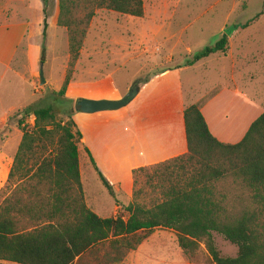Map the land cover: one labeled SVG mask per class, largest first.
<instances>
[{"label":"trees","instance_id":"16d2710c","mask_svg":"<svg viewBox=\"0 0 264 264\" xmlns=\"http://www.w3.org/2000/svg\"><path fill=\"white\" fill-rule=\"evenodd\" d=\"M43 1L46 37L49 14L48 2ZM59 6L58 26L67 30L69 64L55 94L66 96L97 11L143 18L145 7L144 0H59ZM232 29L235 32L238 25ZM228 46L224 34L187 66L214 54L226 55ZM20 115L25 118L18 119ZM59 115L52 107L33 104L10 118L23 137L0 199L16 184L23 198L8 196L0 205V261L122 264L155 230L166 229L176 233L188 260L197 259L204 245L210 264H264V114L241 142L225 144L210 131L201 105L188 107L184 113L188 152L134 170L131 201L118 216L107 218L87 204L80 165L82 134L71 113L67 120ZM31 116L32 128L26 125ZM92 163L109 194L116 197L93 158ZM229 180L249 191L252 207L239 212L230 207V196L221 186ZM215 234L236 246L237 256H222Z\"/></svg>","mask_w":264,"mask_h":264},{"label":"rangeland","instance_id":"374dc122","mask_svg":"<svg viewBox=\"0 0 264 264\" xmlns=\"http://www.w3.org/2000/svg\"><path fill=\"white\" fill-rule=\"evenodd\" d=\"M46 1L47 7L51 6L52 0ZM144 7L143 18L128 17L106 10L97 11L68 93V96L92 95V92L100 89L115 93L108 100L119 101L138 85L137 97L126 107L117 111L85 114L77 111L72 99L55 94L63 86L69 64V44L61 38L55 49L57 59H48L42 67L46 83L41 85L42 81L38 78L35 85V90L42 98L43 108L55 107L60 114L59 118L64 120H67L66 115L69 113L73 117L77 114L78 130L85 138V143L81 141L80 154L81 178L87 204L104 218L118 216L122 209H118L115 214V207H124L129 203L134 169L162 162L184 152L185 109L197 103L203 108L212 96L211 92L222 86L229 87L233 92L229 93L232 98L221 101L223 105H231V112L225 115L228 116V121H232L233 112L244 111L251 92L247 81H244V69L241 74L233 75L232 55H245L247 59L256 58L258 61L263 58L264 0H144ZM237 25L236 39L231 43L228 40L229 50L226 55L219 53L220 55L203 59L193 66H187L198 53L221 41L224 34L232 36V27ZM230 49L232 55L227 57ZM157 80L160 82L156 83ZM156 91L161 96L166 97L168 94L170 101L176 103L174 112L177 111L179 116L176 126L174 117L168 116L169 113L173 114L172 110L161 114L149 105V97ZM22 94L21 90L18 99ZM26 94L29 95V92L26 91ZM207 95L209 96L204 98ZM23 118L24 115L18 117ZM34 121V117H28L26 125L32 128ZM14 125L16 127L12 132L11 126ZM17 127L16 120L9 119L8 126L0 131V140H4L8 133H13V142L8 147L11 153L18 135ZM85 148L89 149L91 156ZM92 158L100 170L110 174L116 197H112L103 185ZM230 181L221 185L230 196V207L236 212L252 207L249 191L229 184ZM16 186L17 184L0 199V205L8 196L23 198L19 191L16 192ZM214 237L222 256H237L236 246L218 234ZM210 262L211 258L204 245L201 246L197 259L188 260L178 245L176 233L157 229L122 264ZM0 264L12 263L0 261Z\"/></svg>","mask_w":264,"mask_h":264},{"label":"crops","instance_id":"0c3cea01","mask_svg":"<svg viewBox=\"0 0 264 264\" xmlns=\"http://www.w3.org/2000/svg\"><path fill=\"white\" fill-rule=\"evenodd\" d=\"M50 2L51 6L47 7L49 14L47 17L48 28L44 39L46 21L44 10L46 6L43 0H0V131L4 126H8L10 117L18 110L33 104L39 106L41 105L40 107H42V98L38 94V91L35 90L38 78L41 79L40 71L43 65H46L48 59H51L52 61L57 59L55 49L57 48L60 38L62 41L65 40L68 44L67 30L58 26V19L60 16L59 0H52ZM93 25L94 23L92 24V27ZM92 27L88 36L92 31ZM237 32L238 31L236 30L232 36L228 37L230 43L236 39ZM43 51L45 63H42ZM231 51L232 50L230 49V53L227 57H231ZM262 55L263 58L260 61L256 58L247 59L248 57L245 55L239 57L232 55L233 75L241 74L244 69L245 71L242 72V74L245 72L244 81H247L249 91L251 92V98L248 100L243 112H233V114H231L232 121H228V116L225 115L231 112V105H223L221 101L232 98V96H229V93L233 92L230 91L229 87L226 88L222 86H218L211 92L212 96L202 108V113L207 121L210 131L222 143L238 144L241 142L252 123L264 114V49L262 51ZM240 58L245 59L242 60ZM158 80L156 83L160 82ZM47 81L50 82L49 79H47ZM71 84L68 88L66 97L74 101L73 103L75 107L76 101L80 98L108 100L112 99L115 95V93L104 92L99 89L94 91L97 93L92 92V95L77 94L68 96V93L71 90ZM21 90L23 94L18 99V94ZM26 91L29 92V95L26 94ZM156 97L160 99H157ZM170 100L171 98H169L168 94H166L165 97L159 95L156 91V93L153 92L148 101L153 110L161 112V114H166L170 112L169 110H172L173 114L169 113L168 116L174 117V124L176 126L179 116L177 111L174 112L176 103L171 102ZM258 100L261 102L259 103ZM52 108L55 109V107ZM160 108H163L162 111H160ZM210 108H212V110ZM185 110L183 112V122ZM76 115L77 114L73 117L75 122L77 117ZM128 115L132 118L130 113ZM162 116L164 117V115ZM226 118L227 120L225 121ZM33 123H35V121ZM15 127V125L11 126V131ZM17 131L18 135L16 141H14L15 144L12 153L9 152L8 147L11 142H13L11 140L13 133H8V136H6L4 140H0V190L7 183L14 163V158L22 141L23 133L18 127ZM184 134L186 140L184 152L170 159L184 155L188 152L185 123ZM82 141L85 143V138L82 139ZM80 151L82 152L81 144ZM170 159L158 163H151L150 165L141 166L139 168L160 164ZM80 165L82 176L81 154ZM101 171L108 178V180L112 182L110 174L105 173L103 170ZM133 188L131 197L133 194ZM131 197H129L130 201L132 199ZM128 204H125L124 206H127ZM118 209H122V206L115 207V214Z\"/></svg>","mask_w":264,"mask_h":264},{"label":"water","instance_id":"95a60500","mask_svg":"<svg viewBox=\"0 0 264 264\" xmlns=\"http://www.w3.org/2000/svg\"><path fill=\"white\" fill-rule=\"evenodd\" d=\"M40 76L42 80V85L46 83L44 78V72L41 69ZM138 85H135L133 89L127 94L122 100L111 101V100H91L80 98L76 101L77 111L85 114H96L108 111H117L126 107L132 100H134L138 95Z\"/></svg>","mask_w":264,"mask_h":264}]
</instances>
